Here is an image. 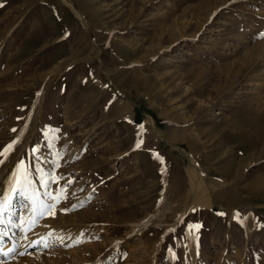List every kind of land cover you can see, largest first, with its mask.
Returning a JSON list of instances; mask_svg holds the SVG:
<instances>
[{
  "label": "rangeland",
  "instance_id": "1",
  "mask_svg": "<svg viewBox=\"0 0 264 264\" xmlns=\"http://www.w3.org/2000/svg\"><path fill=\"white\" fill-rule=\"evenodd\" d=\"M70 1L82 21L0 0V179L23 162L30 182L8 222L73 181L55 217L6 229L14 264H264V0ZM190 157L212 203L178 220Z\"/></svg>",
  "mask_w": 264,
  "mask_h": 264
},
{
  "label": "bare ground",
  "instance_id": "2",
  "mask_svg": "<svg viewBox=\"0 0 264 264\" xmlns=\"http://www.w3.org/2000/svg\"><path fill=\"white\" fill-rule=\"evenodd\" d=\"M63 1L81 19L80 12L75 9V7L72 4V2L70 0H63ZM81 21H82V19H81ZM84 27L87 29L86 24L84 25ZM262 85H264L263 82H262ZM148 121L150 122V124L153 125V122L150 119ZM74 152L75 151H73V150L71 151V153H74ZM72 157L74 158L75 156L74 155H70V158H72ZM13 173H14V171H13ZM187 174H188L189 187H188V189H187V191L185 193V199H186L185 201L186 202L183 203L182 206H179V208L177 206V208L179 210L181 209L179 211L180 213H179L178 220L181 219L187 211L192 210L194 207H198V206H200V207H203V206L204 207H206V206L209 207L211 205V203H212L211 199H210V196L212 195L211 192H212V188L213 187L211 188V185H209L208 183L204 182V180L202 178L201 170L197 166V164H194L192 157H190V165H189V168L187 169ZM6 178H7V173H5V176H3L0 179V200H2L4 197L9 195L10 185L9 184L8 185L4 184V182H3L4 180L5 181L7 180L9 182V178H7V179ZM7 181L5 183H7ZM256 183H254V186H255L256 190L261 189V192H263L264 191V181L262 179L258 181V179H257ZM28 203H31V202H28ZM15 211H16V203H14V196H13L12 197V204L10 206H8V208H7V210L5 212L0 214V224L4 225L3 227H0V264H5V263L14 264L15 263V259L16 260L20 259V258L19 259L15 258L16 256H12V252L9 253L7 256L3 255V253L7 252V250L9 248H15L14 247L13 237H12V234H14L12 232L13 230H10V233H8L9 230L7 231L6 229H8V228L10 229V225H15V226L17 225L19 227V231L20 232L23 231V233H25L27 230L30 231V228H31L30 219L33 216V211L32 212H28V215H26L24 217L25 222L22 221L23 219L19 221L20 223H10V222H8L10 216L14 217ZM38 218L36 219V222H38ZM10 219H11V217H10ZM44 224H46V223H44ZM45 227H44L45 231L44 230L42 231V229L40 228L42 232H40V229H39V231L36 233L37 230H35L36 234H34V236L33 235L31 236L33 238L32 242L39 241L41 239V237H46L49 246L56 244L57 241H55L54 238L47 237V233H48L47 230L49 231V227H51V226L47 225L48 229L45 228ZM3 233H7V237L10 239L9 242L2 239L1 236H3L2 235ZM63 240H65V239H63ZM35 246H36V250H37L36 252H39L40 254L47 253V249H45L46 247L44 246L43 243H35ZM11 256H12V258H11ZM21 259H22V257H21ZM9 261H11V262H9Z\"/></svg>",
  "mask_w": 264,
  "mask_h": 264
},
{
  "label": "snow or ice",
  "instance_id": "3",
  "mask_svg": "<svg viewBox=\"0 0 264 264\" xmlns=\"http://www.w3.org/2000/svg\"><path fill=\"white\" fill-rule=\"evenodd\" d=\"M13 131H16V129H13ZM17 142H18V140L12 141L10 144L5 146V148L2 151H0V157H2V158H0V165H2L6 161V159L8 158V154L11 152V150L13 149V147L16 145ZM142 143H143L142 140L138 141L136 144V147L139 148ZM37 151H38L37 148H33L32 152H33L34 156L37 153ZM154 158L161 159V161H162V158L159 157L158 154H154ZM21 165H23V162H20V164L17 165V171L13 173L12 182H11L10 188H9V195L4 197L2 200H0V214L5 212L8 208V206H10L12 204V197L13 196L24 194L23 193V186L30 183L28 181L27 168L24 167L23 170H21ZM57 167H59L58 164H57ZM162 171H163V169H162ZM61 179H63V177L50 175L48 177V179L43 180L42 186L47 187L49 182L58 183V181ZM72 183H73L72 180H67L66 183L63 186L59 187L55 192L45 193V195L48 196L49 202H43L40 199L33 198L31 200V203L33 205V216L30 219V223L34 224L38 217H43V216H47V215H51V216L55 217V215H56V212H55L56 204H58L62 198H66V196H67L66 190H67L68 186L71 185ZM73 208H75V205H73ZM50 209H52V211H49ZM62 211H64L66 213L68 211V209H62ZM221 215H223V213H221ZM189 227L194 228V229H198L200 226L199 225H190ZM3 235H6V233H3ZM52 236H53V233L51 231L49 233H47V237H52ZM25 239H27V237H25ZM55 239L59 240L62 243L64 238L57 236V237H55ZM32 243L33 244L43 243L45 247L49 246L46 237H41V239L39 241H34ZM67 246H71V245H67ZM13 251H15V248H9L7 250V252L3 253V255L7 256L9 253H11ZM24 254L25 253H20V255H24ZM173 258H175L174 253H173Z\"/></svg>",
  "mask_w": 264,
  "mask_h": 264
}]
</instances>
